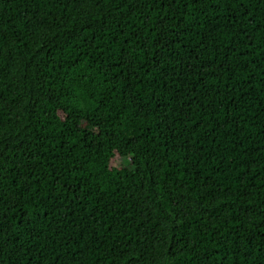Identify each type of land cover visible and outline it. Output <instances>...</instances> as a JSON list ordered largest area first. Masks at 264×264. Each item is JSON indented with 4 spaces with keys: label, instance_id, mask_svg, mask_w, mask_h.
Instances as JSON below:
<instances>
[{
    "label": "trees",
    "instance_id": "16d2710c",
    "mask_svg": "<svg viewBox=\"0 0 264 264\" xmlns=\"http://www.w3.org/2000/svg\"><path fill=\"white\" fill-rule=\"evenodd\" d=\"M0 264H264V0H0Z\"/></svg>",
    "mask_w": 264,
    "mask_h": 264
},
{
    "label": "rangeland",
    "instance_id": "374dc122",
    "mask_svg": "<svg viewBox=\"0 0 264 264\" xmlns=\"http://www.w3.org/2000/svg\"><path fill=\"white\" fill-rule=\"evenodd\" d=\"M122 164H126L127 165V162L125 160H121Z\"/></svg>",
    "mask_w": 264,
    "mask_h": 264
}]
</instances>
